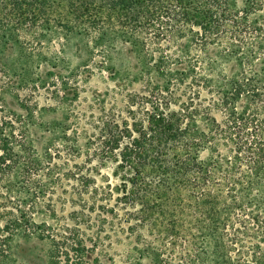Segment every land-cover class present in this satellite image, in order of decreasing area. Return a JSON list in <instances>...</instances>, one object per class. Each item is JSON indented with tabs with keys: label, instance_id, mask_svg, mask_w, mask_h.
<instances>
[{
	"label": "rangeland",
	"instance_id": "rangeland-1",
	"mask_svg": "<svg viewBox=\"0 0 264 264\" xmlns=\"http://www.w3.org/2000/svg\"><path fill=\"white\" fill-rule=\"evenodd\" d=\"M244 3L251 28L188 44L185 55L175 41L146 36L141 54L122 39L94 46L88 31L21 39L5 61L11 69L0 70L22 143L0 180V223L16 222L0 264H264V0H237L236 9ZM160 52L170 57L164 66ZM233 81L253 89L236 95ZM160 104H190L194 151L209 171L157 199L163 214L139 221L117 162L94 157L95 140L103 121L143 120Z\"/></svg>",
	"mask_w": 264,
	"mask_h": 264
},
{
	"label": "trees",
	"instance_id": "trees-1",
	"mask_svg": "<svg viewBox=\"0 0 264 264\" xmlns=\"http://www.w3.org/2000/svg\"><path fill=\"white\" fill-rule=\"evenodd\" d=\"M236 7L237 0H0V70L11 69L5 61L10 51L19 50L23 37L37 31L44 38L54 29L69 37L88 31L97 47L122 39L138 48L142 36L154 44L175 41L185 55L188 44L234 39L241 27L251 28L246 25L250 5ZM169 58L160 52L158 59L163 65ZM231 88L236 95L253 89L240 81H233ZM189 107L183 104L173 110L160 104L146 119L103 121L98 127L94 157L99 162L113 157L117 162L119 185L128 199L125 205L139 221L165 212L155 201L166 193L207 177L209 169L194 151L200 138L193 123L196 113ZM12 117L0 95V180L18 158L14 143L22 145ZM2 216L0 202V221ZM15 223H0V247Z\"/></svg>",
	"mask_w": 264,
	"mask_h": 264
}]
</instances>
